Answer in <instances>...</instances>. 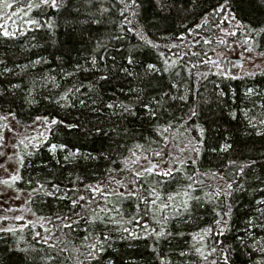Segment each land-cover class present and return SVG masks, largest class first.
<instances>
[{"label": "snow or ice", "instance_id": "1", "mask_svg": "<svg viewBox=\"0 0 264 264\" xmlns=\"http://www.w3.org/2000/svg\"><path fill=\"white\" fill-rule=\"evenodd\" d=\"M88 4H92V0H86ZM195 7L199 0H191ZM233 0H223L214 6L212 13L220 17V23L216 25L219 32L227 37L237 38L238 35L243 34V39H234L228 46L230 48H241L240 53L242 59H247L254 67H259L257 61L264 62V51L258 50V43H254L255 36L264 35V21L259 22L258 26L246 25L239 21L236 15L231 10ZM264 2V0H262ZM71 0H0V36L5 38L14 37L17 32L9 27V24L15 26L17 19L26 26H34L36 28L51 29L54 22L51 17L46 20L42 19L47 16V10H55L60 12L61 9L67 10ZM156 6L160 11L165 8H170L173 5L168 4L165 0H155ZM141 5L138 0H113L110 6L105 7L101 5L97 11L103 14H111L115 10L122 18L120 25H127V28L121 27V32L127 31L136 35L137 39L141 41L142 46L159 50L161 45L154 42L144 32L142 26L136 21L139 15L138 9ZM7 9H14L8 13ZM38 11L41 18H33L30 15L33 11ZM79 12V9H76ZM209 15L203 17V23L209 22ZM225 22H234L235 28L228 30L222 27ZM81 23H101V19L89 15V18L81 21ZM197 28L201 25L197 24ZM23 35V32L19 33ZM191 34V29H189ZM111 39L120 40L122 36H112ZM181 42L184 41V35L177 37ZM205 44H211L212 41L205 38ZM218 43L225 44V39H219ZM165 48L175 49L180 47L178 44L164 45ZM100 51H107L106 44L97 41L94 49L95 53ZM119 52V50H117ZM214 51V49H213ZM188 53H185L187 55ZM247 54V55H245ZM192 56L201 55V53L191 52ZM204 59L200 62L204 65H212L217 71L216 75L224 79H239L234 73H231L227 68H222V59H212L208 57L207 53H203ZM110 59L111 67L108 65ZM125 63H118L116 56L110 58L107 56L93 55L90 58L91 69H94L93 75L95 79L90 80L87 84L78 82L65 90L53 102L62 108H75L79 115L74 120L65 118L53 117L50 115L36 116L32 125L27 127L32 128L36 133L31 136H24L19 139L12 147L15 150L14 156L18 167L14 173L4 179H0V184L13 187L16 182L23 179L20 168L25 164L28 157L34 153L28 151L29 146L33 149L39 147L40 144L49 140V134H54L56 130L64 131L65 136L71 137L70 140H65L60 143H48L49 152L56 154L58 151L63 152V162L65 164H73L74 162L83 160H97V159H111L112 150L111 144H115L116 151L126 150L127 156H124L120 161L123 167H112L107 170L108 175L103 180H98L95 184H85L83 190L71 187L66 190L61 188L59 183L53 181L40 182L36 181L38 187L32 189L29 193V200L33 195L42 193L46 197H55L60 201L69 202V213L58 214L55 220L51 217L38 216L37 220L27 221L21 224L19 228L9 224L6 227H0V232L11 233L16 235L17 232H22L24 229L32 227L35 228L39 223L41 228H44L45 235L40 232H34L33 236L37 242H42L47 245L49 249H56V243H50L52 239V229L45 228L46 223H51L53 229L63 232L64 229L72 230L74 226L84 224V232L81 243L79 246L73 245V251L78 255L72 257L75 264H103V254L106 248H111V241L114 233H119L121 239H149L155 238V244L152 251L157 254L160 264H170V261L165 257L159 255L156 244L160 239L172 237L173 233L167 231L162 225L167 224L170 219H179L184 214L190 218L195 217L194 213L197 208H203L208 203L213 204L212 211L215 214L213 224L200 229L199 232L191 233V238L194 243L189 245L187 251H181V257L195 255L198 257L199 264H232L230 257L233 251L231 245H225L223 241L216 240L211 245L206 243V239L210 233L215 232L216 236H224L225 232L229 230L230 221L233 212V206L230 199L233 193L238 190L244 189V184L240 183L239 188L234 187L238 183L233 179V176L241 178L247 177L250 173L254 172L257 168L264 174V144L261 145L260 154L245 160L239 161L237 159H229L224 165V168L234 169L235 172H226L220 174L217 172L207 173L200 172L197 168L191 174H187L185 170L186 164L197 165L198 157L202 149L206 145H211L210 151L213 153H224L236 151L237 141H227L224 143L218 142L216 133L219 130V119L212 108V103L208 101L201 102L199 99V92H192L189 89L185 93L173 95L170 91H164L165 85L162 83V77H158L157 73H170L171 70L180 62L182 57L171 59L164 51H158V59L162 62L163 67H157L156 63L138 64L135 53H129L126 57H122ZM43 59H36L25 65H17L21 70H26L30 66L34 67L43 63ZM103 63V68H101ZM4 64L0 60V65ZM199 65L193 64L192 68H197ZM243 67L241 63L239 65ZM143 68V71L137 70ZM89 71L79 63L75 66L73 72H66L64 76L72 77L76 71ZM13 69L4 67L3 74H11ZM255 72H247L245 75L254 76ZM180 73L177 72L176 76ZM199 77L206 78L208 73H197ZM51 79L53 86L60 88L61 85L55 83V78H45L47 81ZM113 81L119 85L116 88L113 85V95L116 91L126 97L125 100H117L109 98L110 102L104 100V89L107 85H112ZM127 81V92L124 91ZM34 83V82H33ZM135 83V87H133ZM22 86L19 83L10 84V88L20 89ZM169 88H176L179 90L181 85L179 83H172L168 85ZM33 89H29V96H31ZM8 90L0 92V98L7 94ZM156 93V94H150ZM195 95L196 101L189 103L191 97ZM224 93L216 94L217 108H220L221 113L223 109L218 102ZM244 96L251 103V108L245 107L240 109L244 116L245 131L249 137H259L264 139V92H260L253 87L246 89ZM49 99V97H45ZM33 100H28V103H33ZM170 102H180L181 109L187 107V112L184 117L169 120L166 126L157 125L155 131L163 138L164 147L159 150L151 147H145L144 144L133 142L131 146L128 145L130 139L134 140L133 131L127 126L129 118L136 117L137 107L145 112V116L149 121L158 120L161 114V109H165V105L171 106ZM226 103V102H225ZM206 105V107H205ZM259 109L257 112L256 110ZM228 115L233 119H237V111L229 109ZM186 117V120H185ZM9 118L16 119V113L9 110L7 115H0V121H8ZM183 121L181 128H177V123ZM191 122L192 128L197 131L195 136H187L189 132V123ZM199 122V123H197ZM19 123V121H17ZM55 126V127H53ZM0 129H7L14 131L8 123L0 125ZM42 129V130H41ZM176 129L175 134H169L170 130ZM182 129V130H181ZM179 137H185V140H178ZM91 141L93 144L99 142L103 145L106 141L110 142L107 154L101 152L99 156L93 155L92 152H84L81 149L87 142ZM243 146H247V141L241 142ZM71 145V147H70ZM171 146V150H169ZM4 136L0 131V148H4ZM150 153V154H146ZM4 153L0 152V156ZM9 159H12L10 156ZM157 160V163L153 161ZM116 164V161H112ZM60 163V161H57ZM167 165V167H165ZM2 166V165H0ZM124 174V175H122ZM223 181L222 184H217L214 189L204 193V197L193 195V190L197 185H203L204 180L201 177H208ZM179 177V180L177 179ZM167 179H171L174 183L178 184L175 191L164 193V185ZM258 183L264 184V175L256 178ZM81 178L77 177L73 184L80 181ZM184 181H187L185 183ZM31 179L29 183L31 184ZM151 182V183H149ZM83 191L85 194H80ZM264 192V188L260 189ZM62 193V194H60ZM72 193V195H69ZM59 194V195H58ZM3 195V193H0ZM206 198V199H205ZM19 199V195L16 196ZM125 200L137 201L135 205V212L128 217L124 212L122 203ZM26 201L25 203H28ZM79 209V211H77ZM169 210H172L174 215H169ZM8 212L14 211H28L33 216L36 213L31 208L28 209H6ZM248 219L244 226L245 236L237 237L240 244L243 246L248 259L243 261L242 264H264V237H259L255 229L259 228L264 231V198L255 200V204L249 213H246ZM127 217V218H126ZM23 215H16L13 217L3 215L0 216V221H23ZM186 222V221H185ZM151 223L161 225L159 230L151 227ZM133 224L134 228H129L124 225ZM136 229H140L137 232ZM143 233L142 235L140 233ZM126 234V235H125ZM176 235L183 236V232H178ZM23 237H21L22 239ZM58 243H66L58 241ZM197 244L199 246H197ZM83 249V251H82ZM44 251L35 246L28 248L20 247L19 245L9 249V252H19L23 257L18 260V264H37V257L30 255V253H39ZM67 247H61L60 252H68ZM82 257V259H81ZM58 257L47 253L40 257L44 264H56ZM0 264H13L12 257H0ZM63 264V262H61ZM108 264H112L109 261Z\"/></svg>", "mask_w": 264, "mask_h": 264}, {"label": "trees", "instance_id": "2", "mask_svg": "<svg viewBox=\"0 0 264 264\" xmlns=\"http://www.w3.org/2000/svg\"><path fill=\"white\" fill-rule=\"evenodd\" d=\"M82 9L79 12L76 11L77 5L69 7L68 10H62L56 12L55 10H47V16L42 19L46 20L48 17L55 19V25L51 28L54 29L53 33L47 32L46 34H39V31H35L34 26H26L24 32L29 30H34L35 36L34 41L35 46L30 47L28 45L24 48L23 35H20L18 30L19 26L13 27L12 29L17 32V34L12 38H5L0 36V60L4 61V64L0 65V73H3V68L6 66L13 69L11 74L0 75V92H4L5 89L8 90L7 94L0 98L1 105L10 106L9 108H14L12 112L16 113L17 117L26 120V123L32 125L33 120L36 116H46L50 115L53 117L67 118L68 120H74L79 112L75 108L61 109L59 105L55 104L53 101L58 98L62 93L60 91L52 90V81L45 83L42 76L44 74V69L47 70L49 78L54 77L56 80L59 78V83H61V88L65 84H76L78 82H83L87 84L90 80L95 79L93 72L94 69H91L90 58L93 55L107 56L111 57L116 56L118 63H125V60L122 57H126L130 52L135 53L136 60L138 64H144L155 62L159 63L161 68L163 67L162 62L158 59V51H164L167 56L171 59H176L177 57H182L180 62L173 69H181V72L189 84H197L204 80H210L217 77L216 69L212 65H204L200 62L204 59L203 53H207L208 57L216 59L221 55H226L227 57L224 61L228 62L230 59L236 57L240 58L242 62L245 63L244 66L251 63L247 59H242L240 53L242 52L241 48H230L228 45L233 42L234 39H243V34L241 32L237 38L227 37L223 33L219 32L216 28V25L220 23V17L209 15L212 13L214 6H217L218 3H222L223 0H199L197 5L194 7L191 0H165L166 3L172 4L170 8H165L163 11H160L155 4V0H138V3L141 7L137 10L139 15L136 17L138 24L142 26L144 24L146 30L144 32L148 35L150 39L154 42L161 45L159 50L148 48L142 46L141 41H139L131 32L123 31L121 32V27L127 28V25H120V20L122 19L118 13L113 10L111 14H101L97 9L103 5L108 7L111 5L113 0H92V4H88L86 0H80ZM11 2V0H9ZM231 9L235 11L238 20L243 19L251 23L253 26H258L259 22L264 21V2L262 0H233L231 4ZM30 15L33 18H41L38 11H33ZM89 15L101 19V23H81L89 18ZM209 15V22L204 24L203 17ZM17 21L19 18H16ZM240 21V20H239ZM54 22V20H53ZM200 24L201 27L197 28L196 25ZM11 25V24H10ZM143 27V26H142ZM222 27L228 30H233L235 28L234 22H225ZM189 29H191V34H189ZM206 29V30H205ZM122 36V39L115 40L111 39L112 36ZM184 35L185 39L181 42L177 37ZM207 38L212 41L211 44L203 43V40ZM225 39L227 43L220 44L218 43L219 39ZM97 41H100L107 46V51H100L98 54L94 52ZM178 44L180 47L175 49L165 48L164 45ZM214 49V51H213ZM119 50V52L117 51ZM264 51V50H263ZM191 52L201 53L198 56H192ZM185 53H188L185 55ZM247 55V54H245ZM43 59V63L35 67H29L26 70H21L17 65L29 64L30 61L34 59ZM155 58V59H154ZM79 63L85 68H89V71H76L75 75L69 77L65 80L64 73L73 72L75 66ZM109 67H111L110 59L107 62ZM262 61H257V64H261ZM193 64L199 65L197 68H192ZM250 67V66H247ZM101 68H103V63H101ZM137 70L143 71V68H138ZM253 71V70H252ZM263 70H256V85L259 88H264V75L260 74ZM208 73L206 78L199 77L197 73ZM171 73V72H170ZM170 73H159L156 74L158 77H162V83L165 85L164 91H170L171 94H175L172 88H169L168 85L173 83H179L181 86L184 83V80L181 78H175L176 76ZM247 76V75H245ZM242 74L241 78L245 77ZM44 77V76H43ZM239 79H233L236 85V81ZM51 80V79H50ZM34 82V83H33ZM19 83L21 84L20 89H11L10 84ZM204 83V82H203ZM125 88L124 91L127 92V81L124 82ZM113 85L116 88L119 87L115 81L112 85H107L104 89V100L105 102H110L109 98L117 100H125L126 97L116 91L113 95ZM227 83L222 84L221 89H224L223 97L218 101L223 109L221 113L220 108H217L216 103L213 101L216 100V94L219 93L215 89L210 95L209 103H212V108L215 111L216 115L220 117L219 119V130L218 138H223V135L229 137L228 141H237L236 144V153H239L240 160H245L253 156H258L260 154L261 145L264 144V139L259 137H249L243 127L240 125L232 126V118L228 116L229 109L234 108L232 103V98L229 90L227 89ZM190 86V85H189ZM52 87V88H51ZM135 87V83H133ZM33 89L31 96H29V89ZM156 94V93H150ZM49 97V99H45ZM239 98V97H238ZM28 100H33L34 102L29 104ZM204 100V99H203ZM202 100V102H203ZM196 101L194 97H191L189 103ZM226 102V103H225ZM171 106L165 105V109H161L162 114H160V120L149 121L143 109L137 107L138 115L136 117L129 118L128 127L133 131L134 140L130 139L128 145L131 146L133 142H139L141 136H148L149 134H157L155 128L157 125L163 127L166 126L167 122L171 119L173 123H176L175 118L184 117L187 112V107L181 109L180 102H170ZM206 107V105H205ZM7 112V111H6ZM9 112V111H8ZM7 112V113H8ZM186 120V117H185ZM183 121L177 123V128H181ZM55 127V126H53ZM182 130V129H181ZM193 128H191L189 123V132L187 136H192ZM176 129L170 130V135L175 134ZM244 133V134H243ZM36 133L33 131H28L25 135L31 136ZM160 140L153 144L151 147L159 150L164 147V141L161 136ZM71 137L65 136L64 131L56 130L54 134H49V140L45 143L39 145V147L33 149L29 146L28 151H32L34 154L31 157H28L26 161L28 162L27 174L32 183L27 187L28 196L32 192V189L38 187L36 181L47 182L53 181L59 183L61 188L66 190L71 187H76L83 190L85 184H95L98 180H103L107 177V170L112 167H123L120 161L124 156L128 155L126 150H120L119 152L115 150V144H111L112 158L111 159H97V160H83L80 159L73 164H65L64 162L57 160L48 150V143L52 142H63L65 140H70ZM178 140H185V137H179ZM247 141V146H243L241 142ZM110 142H105L101 145L99 142L93 144L91 141L87 142L85 146L81 149L84 152H92L93 155L99 156L101 152L107 154L109 150ZM71 147V145H70ZM170 147V146H169ZM150 154V153H146ZM113 160L116 161V164H113ZM60 161V163H57ZM157 163V160L153 161ZM190 168V171L187 174H191L197 168L200 172H217L220 173L217 169L212 168H203L198 165L187 164ZM167 167V165H165ZM124 175V174H122ZM260 169H256L255 179L251 180L252 182L248 183V188H252V191L255 192L257 185H263L258 183L256 177H262ZM80 177L81 180L76 184H73V181H76V178ZM204 180L203 185H197L196 188H205L208 192L211 189H214L217 184H219L218 177L216 179L208 177H201ZM250 188V189H251ZM164 190V189H163ZM173 190H164V193L172 192ZM263 193V192H262ZM62 194V193H60ZM80 194H85L81 191ZM59 195V194H58ZM72 195V193H69ZM27 203L28 208H31L32 211L36 213V216H33L28 212L29 217L26 221H36L38 216L51 217L55 220V216L58 214H68L69 213V202L60 201L55 197H46L42 193H37L33 195L31 200ZM252 199L250 198V202ZM234 200H232V203ZM137 201L133 200L132 214L135 212V205ZM231 203V202H230ZM27 208V207H26ZM27 208V209H28ZM79 211V209H77ZM173 213L172 210H169V214ZM131 214V215H132ZM209 213L201 212L199 214H194L195 218L192 221L186 220L187 216L183 220H178L172 224L170 232H173L172 237L162 238L159 243L155 246L159 252V255L165 257L170 261V264H189V260L193 261L195 264H199L198 257L195 255H189L181 257L179 253L181 251H187L189 245L187 244L188 240L192 241L191 233L199 232L200 229L205 228L213 224V220L216 218L215 214L213 216L208 215ZM130 215V216H131ZM237 217V229L239 234L238 236H243L244 226L248 219L246 212L239 211ZM129 216V217H130ZM237 216V215H236ZM245 220V221H244ZM186 221V222H185ZM27 223V222H25ZM25 223H16L13 220L14 227L19 228L21 224ZM84 224L79 226H74L72 230L64 229L63 232L53 229L51 223H46L45 228L52 229V239L50 243H56V249H49L47 245L42 242H37L34 239L33 233L40 232L42 235H45L44 228H41L39 223L36 224L35 228L29 227L24 229L22 232H17L14 235L16 243L6 242L5 244H0V257H12L13 264H18V260L23 257L22 253H13L9 252V249L18 245L24 248L35 246L36 248H42L48 251H52V255L58 257L56 264H75V261L72 257L78 255L73 251V245L79 246L81 240L78 236L73 234V230L77 227L79 228ZM126 227L134 228L133 224H126ZM151 227H153L151 223ZM154 228V227H153ZM170 228V227H169ZM137 232H140V229H136ZM167 230V229H166ZM178 232H183V236L176 235ZM143 234L142 232L140 233ZM126 235V234H125ZM113 236L120 237L119 233H114ZM21 237H23L21 239ZM131 240V242H117L116 239L111 243L112 247L108 248L103 254V264H108L109 261H112V264H160L157 254L152 251V247L155 244V238L149 239H126ZM216 240L223 241L225 245H231L233 249H239V251H233L231 255L232 264H242L243 261H247L248 256L243 249V246L239 245L237 242L236 234L232 236H216L215 232L210 233L209 237L206 239V243L211 245ZM58 241H64L66 243H58ZM197 246H199L197 244ZM61 247H67L68 252H60ZM83 251V249H82ZM47 253H30V255H35L37 257V264H44L40 260L41 256L46 255ZM82 259V257H81Z\"/></svg>", "mask_w": 264, "mask_h": 264}, {"label": "rangeland", "instance_id": "3", "mask_svg": "<svg viewBox=\"0 0 264 264\" xmlns=\"http://www.w3.org/2000/svg\"><path fill=\"white\" fill-rule=\"evenodd\" d=\"M81 1L80 0H71V3L68 5L67 10L69 9V7L77 5V9H82V5H81ZM232 6V5H231ZM14 9H7L6 11L8 13H11V11H13ZM64 10V9H62ZM232 10V9H231ZM232 12L236 15L235 11L232 10ZM238 19V18H237ZM54 20V25L55 23V19ZM243 24L246 25H252L251 23H249L246 20H243L242 18L239 19ZM0 23H3L2 20H0ZM143 28L146 30V27L144 26L143 23H141ZM17 26H19V32L23 31L26 29L25 25L23 23H21L19 20L17 21ZM13 26L12 24H9L10 28L16 27ZM253 26V25H252ZM55 29V28H54ZM54 29H48V28H39L36 29L35 31H39V34H46L47 32L53 33ZM206 30V29H205ZM34 30H29L24 32V35L22 36L24 42V48H26L28 45H30V47L35 46L33 42L34 41V34L35 32H33ZM47 31V32H46ZM147 31V30H146ZM254 43H258V50L259 51H263L264 50V35L261 36H255V41ZM226 55H221L219 57H217L216 59H222L223 63H222V68H227V70L231 73H234L235 75H237L238 77H242V74H244L247 72H255L256 70H263L261 71L260 74L264 75V62H262L261 64H259V67H254L252 64L249 65H245L244 62H242L240 60V58L236 57L234 59H230L228 62L224 61V59L226 58ZM155 59V58H154ZM36 60V59H34ZM151 63H156L157 67L161 66L159 65V63L156 61L155 62H151ZM243 64V67H240V64ZM40 65V64H39ZM37 66V65H36ZM250 66V67H247ZM35 67V66H34ZM33 68V67H32ZM253 70V71H252ZM95 71V70H94ZM179 72L180 75L176 76V73ZM159 74V73H157ZM175 75V78H181L182 80H184L183 85L178 89L176 88H172L174 90V93L177 94L178 91L180 93H185L187 92L189 89L192 90V92H199V99L202 102L203 101H209L210 99V95L212 94V92L217 89L218 92H224V89H221L222 84L227 83V89L230 92L231 98H232V103L234 104V108L232 110L237 111L238 115H237V119L232 121V126L231 127H235L237 125H240V127H243L245 129V122H244V116L243 113L240 111V109H244L245 107L251 108V103L249 102V100L244 96V93L246 91L247 88L249 87H253L255 89H257L260 92H264V88L261 89L258 87V85H256V77L257 76H245L244 78H241L240 80L236 81V85L234 83L233 79H224L221 76L217 75V77L210 79V80H204L200 83L197 84H189L187 82V78H185L181 72V69H172L171 73ZM44 76V77H43ZM42 78L43 80L45 78H49L48 72L47 70L44 69V74H43ZM65 77V80L69 77ZM51 80L48 79L47 81L45 80V83H49ZM204 82V83H203ZM55 83L62 85L61 83H59V78L56 80L55 79ZM173 82L171 81V84ZM190 85V86H189ZM72 84L68 85L65 84L64 86H62V88H56L52 85V90L57 92H63L65 90V88L71 87ZM173 94V95H175ZM194 99H197V97L195 95H193ZM239 97V98H238ZM10 106L7 105H1L0 104V115H7L9 110H14V108H9ZM59 108L63 109L62 107L59 106ZM66 110H68L69 108H64ZM7 111V112H6ZM257 112L259 111V109L256 110ZM164 113L161 111V114ZM229 116V115H228ZM160 120V117L159 119ZM17 121H19V123H17ZM4 123H8L10 125V127L12 129H14V131H8L7 129H0V131H2V134L4 136V144L5 147L4 148H0V152H3L4 155L0 156V179H4L7 178L8 176H10L12 173H14L18 167V164L16 162L15 156H14V149L12 147L13 144H16L17 141L21 138H23L24 136H26L25 134L28 131H31L32 128L27 127L28 123H26V120L21 119L20 117L16 116V119H11L9 118L8 121H0V125H3ZM199 123V122H197ZM190 126L192 128V124L190 122ZM42 130V129H41ZM197 131L196 130H192L191 135L195 136L197 135ZM244 134V133H243ZM216 135L218 136V133H216ZM229 137L226 135H223V138H218V142L219 143H224L225 140L228 141ZM160 140L159 136L155 135V134H149L148 136H141L139 139H137V141H140L142 144L145 145V147H149V143L148 142H152L151 146L155 143H157ZM52 143V142H50ZM54 143H60V141L58 142H54ZM211 145H206L204 149H202L200 156L198 157V163L197 165L199 167H203V168H212V169H217L218 171L221 172V174H225L226 172H232L234 173L235 170L234 169H225L224 165L228 162L229 159H237L240 160V152L236 153V152H230L228 154H224V153H213L211 152L210 149ZM169 150H171V146L169 147ZM51 153V152H50ZM57 160H60L63 162V156L64 153L63 152H57L56 154L51 153ZM12 157V159H9V157ZM27 166H28V162L25 161V164L20 168V172L21 175L23 177L22 180L18 181L15 183V185L13 187H8L5 185L0 184V193H3V195H0V216L3 215H7L10 217L16 216V215H23L25 217V219L23 221H16V223H25L27 222L26 219L27 217H29L28 211H14V212H8L6 211V209H27L28 205L27 203H25L28 200V191L26 190L27 187H29L31 184L29 183V177L27 174ZM185 170L186 173H188L190 171L189 166L186 164L185 165ZM255 174H256V170L252 173H250L247 177L241 178L239 176H233V179L237 180L238 183L236 185H234V187L239 188V184L243 183L244 184V189L243 190H238L235 191L233 193L232 198L230 199V202L233 206V212H232V217H231V221H230V226H229V230L225 232L224 236H232L234 234H236L237 237H243L245 236V232L243 234V236H238L237 233L238 229H237V217L239 216L238 213L239 211H245L246 213H249L252 209V207L255 204V200L258 199H262L264 198V192L262 193V191H260V189L264 188V184L263 185H257L258 187L256 188V191L253 192L252 191V186L250 188H248V183L250 184L255 178ZM258 177V176H257ZM256 177V178H257ZM177 179L179 180V177H177ZM185 183H187V181H184ZM32 183V182H31ZM151 183V182H149ZM223 181H219V184H222ZM178 187L177 183H174L171 179H167L165 185H164V190H173L175 191ZM207 192L205 190V188H195L193 190V195L196 196H201L202 198L204 197V193ZM19 195V199H16V196ZM250 198L252 199V201L250 202ZM206 199V198H205ZM232 200H234V202L232 203ZM27 207V208H26ZM122 207L124 212L127 214V216L129 217L132 214V207H133V200H125L122 203ZM213 209V204L212 203H208L206 204L205 207L203 208H197L194 214H199L201 212H208L210 216H213L214 212L212 211ZM170 216L174 215V213L169 214ZM237 215V216H236ZM187 214H184L181 218L179 219H170L169 222L167 224L162 225L165 229H167V231L171 230V227L173 228L172 224L175 223L178 220H183L187 217ZM127 218V217H126ZM192 219L194 220V218H190L188 217L186 220L188 221H192ZM245 221V220H244ZM9 224L13 225V220L11 221H0V227H6ZM153 227L156 228L157 230H159V228L161 227V225H156L155 223H152ZM170 227V228H169ZM84 228L85 225L80 226L79 228H75L72 232L74 235L78 236L80 239L83 238V236L85 235L84 232ZM255 232L258 234V238L259 237H264V231H262L261 229L257 228L255 229ZM173 233V232H172ZM222 237V236H221ZM116 239L117 242H131V240H126V239H121L120 237H116L113 236L112 242ZM142 240V239H141ZM12 243L15 242V237L13 234L11 233H4V232H0V244H5L6 242ZM239 241V245L242 246L240 244V240H237V242ZM111 242V243H112ZM192 243H194L193 241L188 240L187 244L191 245ZM19 245V244H18ZM21 247V246H20ZM40 249V248H38ZM42 249V248H41ZM108 248H106L107 250ZM45 253H53L51 250H45L43 249ZM41 253V252H39ZM231 259V257H230ZM195 259L192 261L189 260V264H195Z\"/></svg>", "mask_w": 264, "mask_h": 264}]
</instances>
